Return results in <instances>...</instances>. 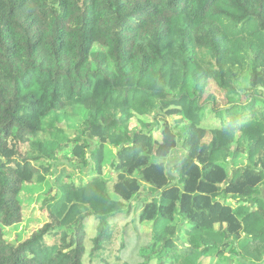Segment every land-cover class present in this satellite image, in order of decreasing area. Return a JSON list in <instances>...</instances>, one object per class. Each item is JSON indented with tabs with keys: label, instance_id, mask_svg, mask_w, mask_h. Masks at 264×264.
Listing matches in <instances>:
<instances>
[{
	"label": "trees",
	"instance_id": "trees-1",
	"mask_svg": "<svg viewBox=\"0 0 264 264\" xmlns=\"http://www.w3.org/2000/svg\"><path fill=\"white\" fill-rule=\"evenodd\" d=\"M261 76L264 0H0V264H264V208L246 204L264 185ZM11 137L49 174L12 177ZM34 196L47 216L24 235Z\"/></svg>",
	"mask_w": 264,
	"mask_h": 264
},
{
	"label": "rangeland",
	"instance_id": "rangeland-1",
	"mask_svg": "<svg viewBox=\"0 0 264 264\" xmlns=\"http://www.w3.org/2000/svg\"><path fill=\"white\" fill-rule=\"evenodd\" d=\"M258 83L261 84L264 87V77L261 76L258 79ZM262 91H264V89H262ZM261 91V92H262ZM245 100V99H243ZM222 108V106L220 107ZM203 114L205 115L203 118V122L202 124H204V126L207 127H211V128H216L218 126H221V120L227 119V112L226 111H222L220 113L219 116H217L216 114H213L209 109H207V105L205 106V109L203 111ZM207 124V125H206ZM157 134L154 133L152 135H140L138 137V142L142 143L145 148L149 151H152L156 145V138ZM94 145V143H93ZM96 148L93 146L91 153L88 154L89 158L92 159L93 164L96 163L97 161L102 160L104 157L107 158V161H109L111 159V153L112 150L109 148L108 146L106 147L105 145H100L98 147L97 150H95ZM1 154L4 156L5 158V166L8 170V172L10 173V175L14 178H22L24 181L27 180H31L32 174H49L50 168L48 167H44V166H37L35 163L29 161L26 159V154H25V150L23 147V144L21 143V140H19L17 137H11L9 139V144H8V148L1 152ZM208 158V153L206 148H204L203 152H202V160L206 161ZM179 159L177 157H174L171 161L172 163H176ZM162 161V160H159ZM107 164V163H106ZM108 165V164H107ZM110 166H107V168ZM86 170V169H85ZM88 171V169L86 170ZM110 169H108V172L106 171L104 177L108 180V192L110 193L111 197L113 199H117V200H122V198L117 195L114 190H113V185L116 181V173L115 175L112 173H109ZM89 176H87V174H85L83 177H81L77 184L78 185H82L84 183H86L87 181H89L90 179H92L93 177L96 176V173L91 171L88 172ZM143 188H146L145 185H143ZM27 196V194H26ZM148 195H144V197H142V200L139 201V199L133 201L132 203H127L126 205L129 208V210L132 212L131 213V224L129 225L130 228L136 229V223H139L138 221V216L136 215L137 213L139 214L140 212V207L144 206L146 203H148ZM29 197V196H28ZM27 197V198H28ZM24 199V209H25V219H23V223H21L20 226H18V232L21 234H24L25 231L26 234H30V232L33 229H36L38 227H41L44 223L42 222V220L44 221L46 219L47 214L43 212L41 213L38 209V205H36V196L33 197V199ZM243 202H240L239 204H242ZM238 203H236L234 206H238ZM255 208H258L259 210H262V207H258V204H256L254 206ZM31 217V218H30ZM38 221V222H37ZM191 227V225H190ZM23 229V230H22ZM90 229V228H89ZM16 229H14L15 231ZM13 234V235H12ZM8 237H14L15 233H13L12 231H10L9 233H7ZM90 235V233H89ZM245 235V234H243ZM135 237L133 238H137L138 234L136 232V234L134 235ZM184 239V237H183ZM256 238H253L250 235L247 236H243L240 240V249L242 250L244 245L246 243H251L252 241H254ZM237 247V244H236ZM241 260V259H240ZM255 261L254 259H249V261ZM211 264H217V257L214 256L211 259ZM236 264H241L238 262V259H236Z\"/></svg>",
	"mask_w": 264,
	"mask_h": 264
},
{
	"label": "crops",
	"instance_id": "crops-1",
	"mask_svg": "<svg viewBox=\"0 0 264 264\" xmlns=\"http://www.w3.org/2000/svg\"><path fill=\"white\" fill-rule=\"evenodd\" d=\"M256 200L258 203L256 202ZM246 204L251 206V211L257 209L254 207L256 204H258V207L264 208V185L256 190L252 196L246 197Z\"/></svg>",
	"mask_w": 264,
	"mask_h": 264
}]
</instances>
